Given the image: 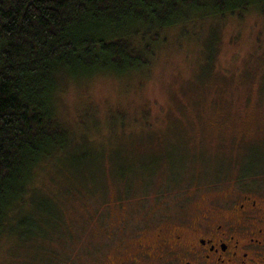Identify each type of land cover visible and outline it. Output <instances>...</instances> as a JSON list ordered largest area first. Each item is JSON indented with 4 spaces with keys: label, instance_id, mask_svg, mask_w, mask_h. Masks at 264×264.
I'll use <instances>...</instances> for the list:
<instances>
[{
    "label": "rangeland",
    "instance_id": "rangeland-1",
    "mask_svg": "<svg viewBox=\"0 0 264 264\" xmlns=\"http://www.w3.org/2000/svg\"><path fill=\"white\" fill-rule=\"evenodd\" d=\"M166 35L143 73L64 83L60 117L98 161L38 175L0 264H46V239L24 245L21 234L28 220L46 231L50 201L68 228L50 245L60 263L101 264L110 245L237 183L264 188V17L193 18ZM126 170L135 178L123 180Z\"/></svg>",
    "mask_w": 264,
    "mask_h": 264
},
{
    "label": "trees",
    "instance_id": "trees-1",
    "mask_svg": "<svg viewBox=\"0 0 264 264\" xmlns=\"http://www.w3.org/2000/svg\"><path fill=\"white\" fill-rule=\"evenodd\" d=\"M252 9L264 17V0H0V246L17 234L29 189L46 167L98 161L60 117L64 83L143 73L168 31ZM44 209L46 231L28 220L21 237L24 245L46 239V264H59L50 245L64 218L55 201Z\"/></svg>",
    "mask_w": 264,
    "mask_h": 264
},
{
    "label": "flooded vegetation",
    "instance_id": "flooded-vegetation-1",
    "mask_svg": "<svg viewBox=\"0 0 264 264\" xmlns=\"http://www.w3.org/2000/svg\"><path fill=\"white\" fill-rule=\"evenodd\" d=\"M260 187L237 183L194 213L136 231L110 245L101 264H264ZM120 228L125 229L123 220Z\"/></svg>",
    "mask_w": 264,
    "mask_h": 264
}]
</instances>
